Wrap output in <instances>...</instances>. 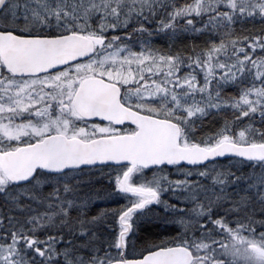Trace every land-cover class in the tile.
Masks as SVG:
<instances>
[{"label": "snow or ice", "instance_id": "obj_1", "mask_svg": "<svg viewBox=\"0 0 264 264\" xmlns=\"http://www.w3.org/2000/svg\"><path fill=\"white\" fill-rule=\"evenodd\" d=\"M0 264H264V0H0Z\"/></svg>", "mask_w": 264, "mask_h": 264}, {"label": "trees", "instance_id": "obj_2", "mask_svg": "<svg viewBox=\"0 0 264 264\" xmlns=\"http://www.w3.org/2000/svg\"><path fill=\"white\" fill-rule=\"evenodd\" d=\"M159 43H163V41L162 40H160V41H158ZM99 202V201H98Z\"/></svg>", "mask_w": 264, "mask_h": 264}, {"label": "rangeland", "instance_id": "obj_3", "mask_svg": "<svg viewBox=\"0 0 264 264\" xmlns=\"http://www.w3.org/2000/svg\"><path fill=\"white\" fill-rule=\"evenodd\" d=\"M97 203H99V202H97Z\"/></svg>", "mask_w": 264, "mask_h": 264}]
</instances>
